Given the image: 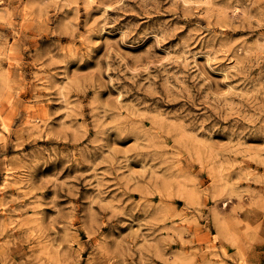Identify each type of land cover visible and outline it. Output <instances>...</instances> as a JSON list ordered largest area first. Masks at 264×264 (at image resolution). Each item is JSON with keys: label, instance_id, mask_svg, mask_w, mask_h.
<instances>
[{"label": "rangeland", "instance_id": "374dc122", "mask_svg": "<svg viewBox=\"0 0 264 264\" xmlns=\"http://www.w3.org/2000/svg\"><path fill=\"white\" fill-rule=\"evenodd\" d=\"M0 264H264V0H0Z\"/></svg>", "mask_w": 264, "mask_h": 264}, {"label": "bare ground", "instance_id": "6f19581e", "mask_svg": "<svg viewBox=\"0 0 264 264\" xmlns=\"http://www.w3.org/2000/svg\"><path fill=\"white\" fill-rule=\"evenodd\" d=\"M26 122H29V120H27ZM30 122H32V121H30ZM3 126H5L6 127V125L3 123ZM9 175V174H8ZM7 177H9V176H7ZM7 180V179H6Z\"/></svg>", "mask_w": 264, "mask_h": 264}]
</instances>
